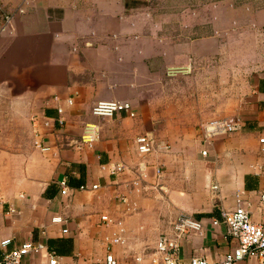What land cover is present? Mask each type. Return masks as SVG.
I'll return each mask as SVG.
<instances>
[{
	"label": "crops",
	"instance_id": "obj_1",
	"mask_svg": "<svg viewBox=\"0 0 264 264\" xmlns=\"http://www.w3.org/2000/svg\"><path fill=\"white\" fill-rule=\"evenodd\" d=\"M0 9L11 17L0 23V104L9 99L26 118L32 144L25 155L0 154V244L8 242L0 253L39 241L59 264H94L108 249L123 264H135L133 258L184 214L202 220L203 229L180 241L179 260L217 262L233 242L222 224L210 222L234 208L236 199L250 204L251 221L264 229L258 202L264 176L255 173L264 157L256 143L264 128V10L246 11L249 43L226 61L230 75L215 79L218 90L207 95L181 87L180 101L171 95L162 115L146 98L166 69L189 65L194 78L181 79L197 86L204 61L213 72L222 70L215 29L211 37L193 39L187 28L176 37L152 32L126 16L124 0H0ZM109 100L130 103L135 117L90 115L92 104ZM85 123L99 128L91 147L79 142ZM191 129L197 140L185 151ZM141 134L166 149L139 158L134 139ZM139 162L145 177L134 186ZM116 165L124 171L110 175ZM61 179L65 196L59 194ZM6 204L16 213H7ZM101 215L113 224L101 223ZM116 236L121 244L110 243ZM21 264L46 259L43 253L26 255Z\"/></svg>",
	"mask_w": 264,
	"mask_h": 264
},
{
	"label": "built area",
	"instance_id": "obj_2",
	"mask_svg": "<svg viewBox=\"0 0 264 264\" xmlns=\"http://www.w3.org/2000/svg\"><path fill=\"white\" fill-rule=\"evenodd\" d=\"M11 17L5 14L0 9V23L6 25L10 22ZM190 66L186 65L183 68H168L165 70L166 75L187 74ZM70 100L67 104L70 105ZM57 114H61V109L56 107ZM90 115L98 119H110L116 115L123 114L128 118H134L135 113L130 103L125 101H97L90 107ZM46 124V123H45ZM99 139V128L92 123H85L81 128L79 135L80 144L91 147ZM256 143L258 152L264 156V128L257 133ZM135 153L139 158H143L151 154L155 149H166L162 142H156L150 134H141L134 139ZM41 149L39 143L34 145ZM43 150V149H41ZM205 150L200 151V155L204 156ZM143 162H139L136 166L137 180L133 185H138L144 179ZM256 175L264 176V157L255 167ZM124 171L122 165H116L110 169V175H117ZM59 194L65 196L67 194L66 182L61 179L58 182ZM95 188L92 186L91 189ZM212 188H215L214 186ZM84 186H79V191H84ZM120 201L125 202V198H120ZM258 202L264 206V190L258 196ZM4 204L0 198V207ZM7 213L15 214V210L10 204H6ZM249 203L242 204L236 199V205L230 210H222L219 213L218 219H211V226L222 224L225 227V236L232 242L231 249L223 254L217 262H208L202 257H191L186 262L179 260V243L190 235H200L202 233V220L194 219L190 216L179 214L171 221L167 229L157 235L153 247L143 250L140 254L133 258L135 264H140L144 258H147L148 264H242L246 260H254L256 264H264V229L250 219ZM99 220L104 225H111L113 221L107 215H101ZM53 223H59V218H52ZM64 233L65 230H62ZM43 234V232H41ZM111 244H121L122 240L116 236L111 240ZM8 242L1 243V247H5ZM43 253L46 264H59V257L52 250L39 241H26L18 248L11 249L2 253L0 264H21V260L26 255H37ZM94 264H123L116 260L112 252L106 250L101 261Z\"/></svg>",
	"mask_w": 264,
	"mask_h": 264
},
{
	"label": "rangeland",
	"instance_id": "obj_3",
	"mask_svg": "<svg viewBox=\"0 0 264 264\" xmlns=\"http://www.w3.org/2000/svg\"><path fill=\"white\" fill-rule=\"evenodd\" d=\"M124 6L127 17L145 25L147 30L152 32L157 30L176 37L181 34V31L183 34L186 33L185 28H187L188 37L193 39L198 36L211 37L215 29L221 39L222 51H224L222 70L217 72L215 68L213 72L211 62L204 61L201 66L203 71L197 74L203 78L198 86L192 79L189 81L181 79L183 76L194 78L192 68L185 75L168 76L164 72L160 76L158 88L146 100L150 106L156 107L163 115V107L165 102L170 100L171 95L174 100L180 101L181 87L194 90L198 87L199 90L207 92V95L214 94L218 90L215 79L220 75H230L226 61L231 59L234 61V54L242 52L241 49L249 43L248 36L243 34L247 31L244 29L246 11L264 10V0H124ZM236 67L232 63V69ZM16 108L9 99H5L0 104V154L25 155L32 147L29 139L30 131L26 127V118L17 112ZM188 116L191 117V114L188 113ZM160 123L163 125L165 122L162 119ZM167 127L168 125H164L163 131L167 130ZM190 131L191 137L187 139L185 151H191L192 141L197 140V130L191 129ZM199 132L201 133V130ZM200 139L201 137L199 142Z\"/></svg>",
	"mask_w": 264,
	"mask_h": 264
},
{
	"label": "trees",
	"instance_id": "obj_4",
	"mask_svg": "<svg viewBox=\"0 0 264 264\" xmlns=\"http://www.w3.org/2000/svg\"><path fill=\"white\" fill-rule=\"evenodd\" d=\"M197 36V35H196ZM1 255H2V253H0V258H1Z\"/></svg>",
	"mask_w": 264,
	"mask_h": 264
}]
</instances>
